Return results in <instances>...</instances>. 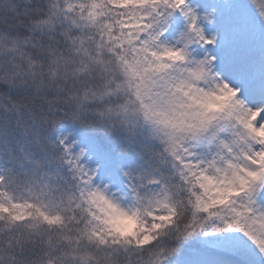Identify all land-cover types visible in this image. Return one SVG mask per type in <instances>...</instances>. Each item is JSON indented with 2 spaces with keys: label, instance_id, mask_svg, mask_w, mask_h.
<instances>
[{
  "label": "snow or ice",
  "instance_id": "snow-or-ice-1",
  "mask_svg": "<svg viewBox=\"0 0 264 264\" xmlns=\"http://www.w3.org/2000/svg\"><path fill=\"white\" fill-rule=\"evenodd\" d=\"M0 264H264V0H0Z\"/></svg>",
  "mask_w": 264,
  "mask_h": 264
}]
</instances>
